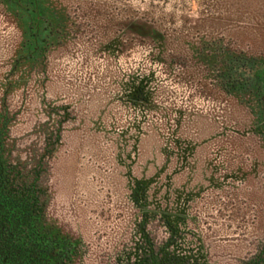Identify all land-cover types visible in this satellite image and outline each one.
<instances>
[{"label":"rangeland","instance_id":"1","mask_svg":"<svg viewBox=\"0 0 264 264\" xmlns=\"http://www.w3.org/2000/svg\"><path fill=\"white\" fill-rule=\"evenodd\" d=\"M227 48L264 58V0H0L6 158L25 178L44 164L46 223L81 242L74 264H112L132 241L139 185L210 264L258 252L264 114L220 86L210 61ZM55 107L70 117L43 161Z\"/></svg>","mask_w":264,"mask_h":264},{"label":"trees","instance_id":"2","mask_svg":"<svg viewBox=\"0 0 264 264\" xmlns=\"http://www.w3.org/2000/svg\"><path fill=\"white\" fill-rule=\"evenodd\" d=\"M144 1L165 6L171 2ZM44 22L47 24L44 33L51 31L53 36L60 35V25ZM38 38L35 55L44 49L41 36ZM35 55L32 56L35 58ZM210 62L222 89L244 102L257 104L261 117L264 114V58L247 57L227 48L212 54ZM62 111L51 108L43 161L52 160L62 144L64 126L70 117ZM11 123L10 114L5 112L0 124V264H74L81 253V242L55 233L46 223V193L41 186L47 170L44 164L41 162L25 178L20 168L6 158ZM132 199L139 212L134 236L112 264H210L202 244H190L189 234L183 228L186 223L181 218L152 208L146 186L139 185ZM242 264H264V243Z\"/></svg>","mask_w":264,"mask_h":264}]
</instances>
